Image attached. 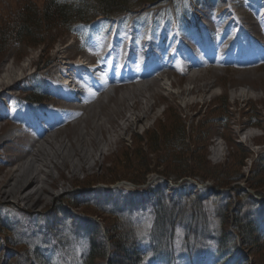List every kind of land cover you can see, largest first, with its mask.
Here are the masks:
<instances>
[{
  "label": "rangeland",
  "instance_id": "rangeland-1",
  "mask_svg": "<svg viewBox=\"0 0 264 264\" xmlns=\"http://www.w3.org/2000/svg\"><path fill=\"white\" fill-rule=\"evenodd\" d=\"M25 4L41 9L45 0H0V28ZM41 39L35 45L10 41L0 54V127L7 133L16 119L25 118L45 131L44 118L54 109L66 116L65 123L46 132L49 142L41 141L37 158L23 157L14 165H6L5 156L16 153L12 138L0 140V168L13 169L4 182L0 169L1 191H16L22 171L38 176L20 197L0 196V264H84L90 241L77 228L80 216L100 224L101 237L108 224L115 221L124 232L130 222L136 229L132 248L146 247L155 207L151 179L180 171L198 175L209 187L197 212L206 220L203 244L212 252L217 240L210 239L222 228L235 234V219L255 227L245 246L200 264H264V0H150L135 14L70 23ZM155 44L149 58L147 50ZM141 49L144 54L137 56ZM97 54L113 66L114 60L131 67L151 60V67L137 66L135 80L100 84L92 97L65 109L77 101L58 96L49 81H68L65 72L74 81L87 76L76 66L81 61L87 67ZM195 85L201 88L193 91ZM179 125L186 141L178 151L169 139ZM226 173L228 184L218 185ZM132 177L146 182L132 183ZM185 179L177 192L164 179V196L194 207L191 199L202 192L191 185L196 180ZM37 188L47 192L32 205L26 198L36 199ZM132 201L139 206L131 209ZM175 220L177 246L182 231ZM114 260L125 264L127 256ZM144 264L157 263L146 258Z\"/></svg>",
  "mask_w": 264,
  "mask_h": 264
},
{
  "label": "trees",
  "instance_id": "trees-1",
  "mask_svg": "<svg viewBox=\"0 0 264 264\" xmlns=\"http://www.w3.org/2000/svg\"><path fill=\"white\" fill-rule=\"evenodd\" d=\"M149 1L45 0V4L41 9L25 4L10 24L0 28V54L3 52L4 46H7L10 41L18 40L26 45L39 44L42 42L41 38L44 39L46 33L54 28L66 26L70 23L88 24L98 16L113 19L124 14L136 13L143 4ZM184 129V126L179 125L175 131L174 129L172 130L173 133H170L171 138L169 142H171L170 144L173 143V148L178 149V151L185 146ZM163 173L159 175L174 184L185 178L194 179L199 183L206 181L204 179L200 180L199 176L195 174L182 176L181 171L176 175ZM228 176L226 173L218 177L219 181L217 184L226 186L228 183L224 179ZM164 179L157 178L154 180L149 190V192L154 193L155 207L152 208L154 219L148 232V244L142 249L135 250L132 248L131 239L134 238V235L136 239V229L130 222L127 223L129 230L125 228L124 232H119L120 227L116 226L115 221L112 224H108L107 228H104V237H101L102 230L100 224L83 216L75 219L77 228L82 227L89 236L90 246L84 258V264H94V260L96 259H103L105 264H118L114 260V257L117 254L123 253L127 256L125 264H144L146 258L150 262H156L157 264H200L206 258H220L225 250L230 249V247L236 249L240 246H245V240H250L251 234L255 232L252 222L240 223L238 219H235L236 224L233 228L237 230L234 231L236 235L233 232H224L226 228H222L218 235L214 234L215 236L210 239L217 240V249H214L212 252L210 245L203 244V240L208 236H205L207 232L206 220L197 212L205 199L201 196L208 191L209 187L200 190L202 193L191 199L193 203L196 202L197 207H187L184 202L179 198L177 200L174 195L164 196L167 193L165 189L166 180ZM129 181L135 184H144L146 179L140 182L132 177ZM231 182H233V179ZM183 184L184 186L188 185V181H185ZM171 191L177 192V188ZM139 204V202L134 204L132 201L131 209L134 206H139ZM163 204L166 205L163 207ZM59 211L67 213V209L62 208V205H59ZM120 215L123 216L122 211ZM181 215L184 217L180 220L178 216ZM175 216L181 221L179 222V226H181L182 231L177 246L174 245L175 237L178 234L176 233L178 226ZM115 220L117 221V218ZM98 236L101 237V241H97ZM127 247H130V249L127 250Z\"/></svg>",
  "mask_w": 264,
  "mask_h": 264
},
{
  "label": "bare ground",
  "instance_id": "bare-ground-1",
  "mask_svg": "<svg viewBox=\"0 0 264 264\" xmlns=\"http://www.w3.org/2000/svg\"><path fill=\"white\" fill-rule=\"evenodd\" d=\"M92 55H93V53H92ZM90 55L88 54V57H89ZM130 56H131V54H130ZM130 56H128V58H130ZM116 58V57H115ZM160 58H162V57H160ZM82 64H83V62H81L80 61V65H78V66H76V67H81V69H83V66H82ZM114 66L112 67V69H111V71L110 70H108L107 72H106V74H107V76H109V74H113L114 76H115V71H117L118 70V68H119V63H117L116 62V60H114ZM128 66L134 71L135 69L134 68H136L135 66L133 67H131L130 66V64H128ZM60 68V67H59ZM62 69V68H61ZM71 69V68H70ZM80 69V70H81ZM83 70H85V69H83ZM146 70H147V68H146ZM80 72V71H79ZM60 73H63V71H60ZM65 73H67V74H70V75H67V79H68V81H64V84L65 83H67V82H69L70 80H72L71 78H73L72 76H71V74L72 73H68V72H65ZM83 73V71H81L80 72V75ZM84 73H86V72H84ZM135 74V73H134ZM97 75L99 76V74L97 73ZM147 75L148 76H150L151 75V72H148L147 73ZM146 77V76H145ZM197 78V77H196ZM78 79H79V77H78ZM81 79V78H80ZM114 79H117V78H115V77H113L111 80H109L110 82L109 83H114L115 85L116 84H119V83H121V82H123V81H125V79H122V78H119V80L117 81V80H115V81H113ZM128 80H135V76H133V77H130V78H128ZM104 83V82H103ZM101 83L102 85H105L106 83ZM100 85V84H99ZM204 86H206V88H209V86L208 85H203V87ZM202 87V88H203ZM198 89V88H201V87H199V86H197V85H195L194 86V88H193V91H194V89ZM133 92H134V89H132L131 91H129V93H132L133 94ZM88 95H90V94H88ZM68 108V105H67V107H65V109H67ZM15 117V116H14ZM15 120V119H14ZM27 120L24 118V119H16V121L14 122L15 123V127H13V129L11 128L7 133H4L3 132V128H2V126L0 127V140H2V141H4V142H6V141H8L9 139H7V138H12V140H13V142H14V144H13V146L11 147V148H13L14 149V151L16 152V153H10V154H8L7 155V153H6V158H7V161H6V165H8V164H12V165H14V164H16L19 160H21L23 157H30L31 159H34V158H37L41 153H42V151H43V148H42V146H41V141H45V142H49V139H48V137L46 138V132L47 131H51L53 128H56V127H58L61 123H65V120L63 119V118H61L60 120H59V122H54L52 125H50V126H48V128H45V129H47V130H45V131H39V129L35 126V125H33V124H31L30 125V123H27L26 122ZM61 122V123H60ZM24 124L25 125V127H23L22 125ZM98 124V123H97ZM100 126V125H99ZM60 131V129H58V131L57 132H59ZM97 131H99V130H97ZM48 133V132H47ZM72 133V132H71ZM60 134H62V132H59V134L58 135H60ZM50 137H52V136H50ZM91 139V138H90ZM6 140V141H5ZM69 141H71V139H69ZM10 142V141H9ZM12 142V143H13ZM106 142V141H105ZM107 144V143H106ZM8 145V144H7ZM12 145V144H11ZM57 145V144H56ZM88 145V144H87ZM109 145V144H108ZM9 146V145H8ZM51 146V145H50ZM69 146V145H68ZM13 151V150H12ZM13 151V152H14ZM79 152V151H78ZM82 153V152H81ZM31 163V162H30ZM56 166H57V164H55ZM65 165V164H64ZM9 166V165H8ZM62 166H63V164H62ZM27 167V166H26ZM1 170H3V175H2V180H3V182L5 181V179L7 180L8 178H10L11 179V176H12V168H8L7 166H2V168H0ZM11 172V173H10ZM28 171L27 170H25V171H22L18 176H17V180H16V182H15V185L14 186H16L17 187V190L16 191H11L10 193H8V192H6V191H1L0 190V196H3V195H6L7 194V196L8 195H12V196H15V197H17V196H19L20 197V195H18V194H21V192L27 187V186H29V185H31L32 183H36V182H38V176H33L32 178H28ZM47 176L48 177H50L51 178V175H49V173H47ZM22 179L25 181V183H22ZM2 183V182H1ZM45 184V183H44ZM43 192H47V190H46V188H42V193ZM42 193H39V191H38V188H37V190H36V192L32 195V196H36L37 198L36 199H32L33 197H31V196H28L26 199L28 200V201H30L31 203H32V205H35L36 203H38L39 201H43V198H42ZM19 199V198H18ZM32 199V200H31Z\"/></svg>",
  "mask_w": 264,
  "mask_h": 264
}]
</instances>
